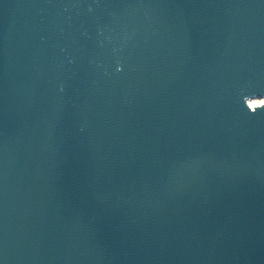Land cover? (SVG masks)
Instances as JSON below:
<instances>
[{
  "label": "water",
  "instance_id": "1",
  "mask_svg": "<svg viewBox=\"0 0 264 264\" xmlns=\"http://www.w3.org/2000/svg\"><path fill=\"white\" fill-rule=\"evenodd\" d=\"M254 97L264 0H0V264H264Z\"/></svg>",
  "mask_w": 264,
  "mask_h": 264
},
{
  "label": "bare ground",
  "instance_id": "2",
  "mask_svg": "<svg viewBox=\"0 0 264 264\" xmlns=\"http://www.w3.org/2000/svg\"><path fill=\"white\" fill-rule=\"evenodd\" d=\"M263 103H264L263 100H252L249 102V104L252 108L257 107V106H261Z\"/></svg>",
  "mask_w": 264,
  "mask_h": 264
},
{
  "label": "clouds",
  "instance_id": "3",
  "mask_svg": "<svg viewBox=\"0 0 264 264\" xmlns=\"http://www.w3.org/2000/svg\"><path fill=\"white\" fill-rule=\"evenodd\" d=\"M254 98H264V97H254ZM250 111V110H249ZM258 111V110H257ZM251 112V111H250ZM252 113V112H251Z\"/></svg>",
  "mask_w": 264,
  "mask_h": 264
}]
</instances>
